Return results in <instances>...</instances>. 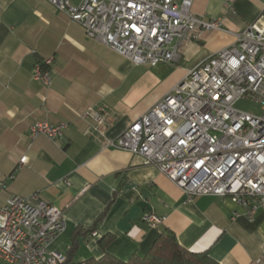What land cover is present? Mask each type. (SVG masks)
Here are the masks:
<instances>
[{"label":"crops","instance_id":"1","mask_svg":"<svg viewBox=\"0 0 264 264\" xmlns=\"http://www.w3.org/2000/svg\"><path fill=\"white\" fill-rule=\"evenodd\" d=\"M190 1L192 15L219 20L221 30L201 33L176 62L150 67L130 64L89 39L45 0H0V205L36 194L62 209L66 230L51 248L67 256L75 241L69 264L98 260L105 252L123 262L144 256L163 229L175 234L179 247L205 252L218 264H251L260 256L264 203L249 221L227 198L188 202L140 156L104 144L196 65L234 43L235 34L255 21L264 23V0ZM49 57L52 84L45 89L31 72L37 60ZM87 107L106 114L103 141L90 137L88 124L79 119ZM38 122L68 126L60 142L42 136L30 141L29 129ZM234 212L239 217L231 219ZM145 213L161 219L156 229L142 222ZM91 227L94 237L86 232Z\"/></svg>","mask_w":264,"mask_h":264},{"label":"built area","instance_id":"2","mask_svg":"<svg viewBox=\"0 0 264 264\" xmlns=\"http://www.w3.org/2000/svg\"><path fill=\"white\" fill-rule=\"evenodd\" d=\"M45 1L80 26L86 37L135 66L176 62L182 48L201 33L221 30L219 20L192 15L190 0ZM234 37V43L196 65L113 142L104 144L140 156L188 202L199 196L227 198L252 221L264 203V23L255 21ZM51 64L49 57L32 66V81L45 89L52 84ZM243 100L256 105L258 113L235 109ZM105 117L95 107L79 115L88 124V135L101 141L108 125ZM67 126L38 122L28 137L57 143ZM62 211L36 194L5 200L0 205V260L63 264L65 255L51 248L66 230ZM236 217L239 213L234 212L231 219ZM141 220L155 229L161 223L153 213ZM257 258L251 264H264V243Z\"/></svg>","mask_w":264,"mask_h":264},{"label":"trees","instance_id":"3","mask_svg":"<svg viewBox=\"0 0 264 264\" xmlns=\"http://www.w3.org/2000/svg\"><path fill=\"white\" fill-rule=\"evenodd\" d=\"M103 214L99 217V220ZM93 227L86 232L92 234ZM157 239L154 241L150 249L144 256L132 255L128 261H120L113 256L107 254L98 259H89L84 264H218L212 259H209L207 253H192L179 247L175 234L168 229H163ZM108 237L103 238L101 246L104 247L108 243ZM76 247V242L73 241L71 250L68 251V255L65 256V262L63 264H69L71 254Z\"/></svg>","mask_w":264,"mask_h":264},{"label":"rangeland","instance_id":"4","mask_svg":"<svg viewBox=\"0 0 264 264\" xmlns=\"http://www.w3.org/2000/svg\"><path fill=\"white\" fill-rule=\"evenodd\" d=\"M235 109L239 110V111H243L244 112H250V113H258V107L256 105H254L251 102L248 101H239L238 103H236L235 105Z\"/></svg>","mask_w":264,"mask_h":264}]
</instances>
